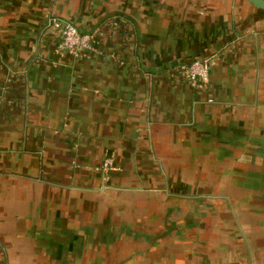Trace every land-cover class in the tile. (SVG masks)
I'll return each instance as SVG.
<instances>
[{"label": "crops", "instance_id": "crops-1", "mask_svg": "<svg viewBox=\"0 0 264 264\" xmlns=\"http://www.w3.org/2000/svg\"><path fill=\"white\" fill-rule=\"evenodd\" d=\"M0 264H264V8L0 0Z\"/></svg>", "mask_w": 264, "mask_h": 264}, {"label": "built area", "instance_id": "built-area-1", "mask_svg": "<svg viewBox=\"0 0 264 264\" xmlns=\"http://www.w3.org/2000/svg\"><path fill=\"white\" fill-rule=\"evenodd\" d=\"M49 23L59 32L61 38L59 47L63 51L80 56L94 50V33L81 32L73 22L58 16L50 17ZM210 67V58L195 57L189 62L182 63L180 71L185 81L194 86H200L208 82Z\"/></svg>", "mask_w": 264, "mask_h": 264}, {"label": "water", "instance_id": "water-1", "mask_svg": "<svg viewBox=\"0 0 264 264\" xmlns=\"http://www.w3.org/2000/svg\"><path fill=\"white\" fill-rule=\"evenodd\" d=\"M254 5L260 8H264V0H250Z\"/></svg>", "mask_w": 264, "mask_h": 264}]
</instances>
